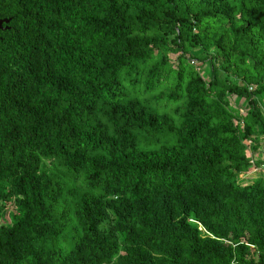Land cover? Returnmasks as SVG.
<instances>
[{
    "label": "trees",
    "instance_id": "16d2710c",
    "mask_svg": "<svg viewBox=\"0 0 264 264\" xmlns=\"http://www.w3.org/2000/svg\"><path fill=\"white\" fill-rule=\"evenodd\" d=\"M0 21V264H264V0Z\"/></svg>",
    "mask_w": 264,
    "mask_h": 264
},
{
    "label": "rangeland",
    "instance_id": "374dc122",
    "mask_svg": "<svg viewBox=\"0 0 264 264\" xmlns=\"http://www.w3.org/2000/svg\"><path fill=\"white\" fill-rule=\"evenodd\" d=\"M172 58H175V56L173 55ZM200 71H202V70L200 69ZM201 73H202V75H203V71H202ZM205 78H206V77H205ZM231 105H232V107H237L238 104H237L236 102H233V100H232ZM244 109H245V108L242 109V110H243L242 113L245 112ZM262 155H264V151H263V150H260V153H259L258 156L255 158V160H256V159H257L258 161L262 160V158H264V157H262ZM262 165H264V164H262ZM260 167H261V166H260ZM258 170H260V169H257V170H256V169H254V168H251V169H249V170L243 172V173L240 175V179L243 180V181H241V182L244 183V184H248V183H251V182L255 181L256 179H258V178H260V177H264V170H262L261 173H260V171H258ZM2 220H3V221H7L8 219H7L6 216H4Z\"/></svg>",
    "mask_w": 264,
    "mask_h": 264
},
{
    "label": "water",
    "instance_id": "95a60500",
    "mask_svg": "<svg viewBox=\"0 0 264 264\" xmlns=\"http://www.w3.org/2000/svg\"><path fill=\"white\" fill-rule=\"evenodd\" d=\"M4 22H7V21H4ZM1 24H2V21H0V27H1Z\"/></svg>",
    "mask_w": 264,
    "mask_h": 264
},
{
    "label": "built area",
    "instance_id": "2783aa9c",
    "mask_svg": "<svg viewBox=\"0 0 264 264\" xmlns=\"http://www.w3.org/2000/svg\"><path fill=\"white\" fill-rule=\"evenodd\" d=\"M262 167V166H261Z\"/></svg>",
    "mask_w": 264,
    "mask_h": 264
}]
</instances>
